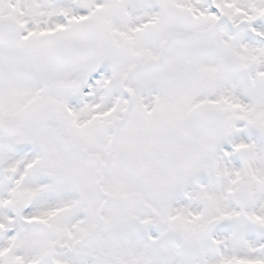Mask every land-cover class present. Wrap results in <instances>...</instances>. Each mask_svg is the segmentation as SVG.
I'll return each instance as SVG.
<instances>
[{"label":"snow or ice","instance_id":"1","mask_svg":"<svg viewBox=\"0 0 264 264\" xmlns=\"http://www.w3.org/2000/svg\"><path fill=\"white\" fill-rule=\"evenodd\" d=\"M0 264H264V0H0Z\"/></svg>","mask_w":264,"mask_h":264}]
</instances>
